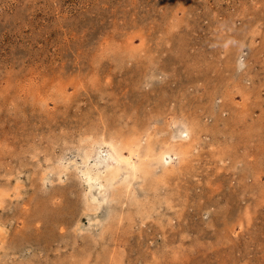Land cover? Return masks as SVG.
I'll return each instance as SVG.
<instances>
[{
    "label": "rangeland",
    "instance_id": "1",
    "mask_svg": "<svg viewBox=\"0 0 264 264\" xmlns=\"http://www.w3.org/2000/svg\"><path fill=\"white\" fill-rule=\"evenodd\" d=\"M182 122L97 212L58 179ZM0 264H264V0H0Z\"/></svg>",
    "mask_w": 264,
    "mask_h": 264
},
{
    "label": "bare ground",
    "instance_id": "2",
    "mask_svg": "<svg viewBox=\"0 0 264 264\" xmlns=\"http://www.w3.org/2000/svg\"><path fill=\"white\" fill-rule=\"evenodd\" d=\"M239 63V65L243 64L241 60ZM173 126L176 129L171 133L170 142L162 143L159 149L152 147L149 129L145 134L147 138H144L145 147L139 139H130L127 143H122L121 140L112 136L92 139L86 149L78 152L79 161L68 159L60 165V172L57 169L58 179H62L63 173L66 174L74 169L87 184L89 201L94 206L93 210L97 212L111 200L117 185H123L128 191V188L133 186V181L142 177L141 173L154 168L163 173L169 166H175L183 160L189 147L184 141L191 136L192 131L185 122L173 123ZM125 150H127L126 154Z\"/></svg>",
    "mask_w": 264,
    "mask_h": 264
}]
</instances>
